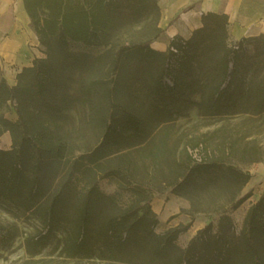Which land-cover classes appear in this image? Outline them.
I'll return each mask as SVG.
<instances>
[{"label": "trees", "instance_id": "16d2710c", "mask_svg": "<svg viewBox=\"0 0 264 264\" xmlns=\"http://www.w3.org/2000/svg\"><path fill=\"white\" fill-rule=\"evenodd\" d=\"M22 1L45 56L24 67L12 87L0 78V136L8 132L12 143L0 149V207L30 214L42 226L24 238L26 253L58 242L67 258L112 264H264V194L238 232L229 214L250 196L242 195L251 179L243 166L264 161V142L255 136L264 120V34L233 40L227 15L207 12L189 38L174 37L161 52L150 46L162 32L158 0ZM131 60L137 68L129 73ZM122 75L126 93H139L145 106L115 103ZM74 102L102 126L93 147L77 149L66 136L63 123ZM10 106L16 121L5 115ZM191 107L204 119L242 121L232 135L221 127L200 160L185 153L173 161L171 191L188 201L187 212L219 215L182 247L177 239L190 223L156 231L153 193L131 183L129 166L101 175L98 169ZM70 161L65 174L47 176L50 167ZM79 176L91 178L85 192L77 188ZM103 177H115L130 195L116 212L113 197L96 187ZM19 236L16 225L0 223V249Z\"/></svg>", "mask_w": 264, "mask_h": 264}, {"label": "rangeland", "instance_id": "374dc122", "mask_svg": "<svg viewBox=\"0 0 264 264\" xmlns=\"http://www.w3.org/2000/svg\"><path fill=\"white\" fill-rule=\"evenodd\" d=\"M136 68L137 62L135 60H131L127 64V72L129 73L136 70ZM125 76L128 75L121 76L120 92L115 103L133 108L145 106L146 102L139 93L134 96L126 93V87H124ZM165 81L171 83L168 77L165 78ZM112 85L110 83V87ZM137 85L138 83L135 84V86ZM72 92L74 94L75 86H73ZM5 115L12 121L18 119L12 106L8 108ZM240 121H242V118L204 119L199 115L196 108L185 109L180 115L176 116L175 120L160 124L142 146L128 151L121 160L109 165L103 163L98 169V174L101 175L117 165L124 166L125 169L126 166H129L132 173L131 183L144 184L145 189L153 193L154 199L161 198L163 200L160 215L156 214L158 218L156 231L161 232L174 225L190 223L188 230L181 233L177 239V243L184 247L190 239V233L196 227H201L208 222L215 226L218 223L219 215L196 214L192 216L187 212L188 209L180 207V202H184L186 199L175 195L171 191L174 188L173 185H170L175 173L173 161L185 153L191 155L192 158L200 160L206 154L204 148L208 146V141L212 138L217 139L218 136L223 134L219 132L221 127L225 128L224 134L232 135L234 133V124ZM63 124L66 136L72 143L71 146L77 149L82 150L83 148L93 147L101 138L102 126L96 121H89L86 109L79 102L73 103L72 109L67 112V118ZM256 124L258 127L256 128L257 133H255V136H257L259 142H264V120L260 118ZM240 127L245 132V124H240ZM11 144V142L7 144L1 141L0 149H10ZM209 144L213 145V143ZM75 152L77 153V151ZM71 162H62L55 167H50L47 171V176L51 178L55 174H65L66 171L71 169ZM130 163L132 165H128ZM243 168L250 172L251 179L242 189V195L250 193V196L237 209L229 211L237 232L242 226L244 215L250 204L256 201L259 195L264 194V161L254 162L243 166ZM123 174H125V170ZM90 180V177L82 179L79 176L78 190L87 191L90 188ZM120 186H124V183H120L115 177H103L96 182V187L102 194L113 197L112 211L114 210L115 212L123 208L130 200L129 193L122 190ZM149 205L152 208V200ZM170 205H172L174 210L178 206L179 210L163 215ZM0 223L16 225L20 234L9 249H0V264H112L97 260L67 258L61 253L62 244L58 242L52 243L35 256H29L23 245L24 238L42 229L38 220L30 214L14 216L0 207Z\"/></svg>", "mask_w": 264, "mask_h": 264}, {"label": "crops", "instance_id": "0c3cea01", "mask_svg": "<svg viewBox=\"0 0 264 264\" xmlns=\"http://www.w3.org/2000/svg\"><path fill=\"white\" fill-rule=\"evenodd\" d=\"M158 5V26L162 32L150 45L157 51H166L174 37L189 38L202 26V14L207 12L227 15L228 31L233 40L264 34V0H158ZM44 56L23 1L0 0V78L12 87L24 67L32 66L35 58ZM162 203L161 198L152 199V210L157 215H160ZM180 207L188 209V201H181ZM175 209L170 205L163 215L178 211L179 207ZM205 225L196 227L189 238Z\"/></svg>", "mask_w": 264, "mask_h": 264}, {"label": "bare ground", "instance_id": "6f19581e", "mask_svg": "<svg viewBox=\"0 0 264 264\" xmlns=\"http://www.w3.org/2000/svg\"><path fill=\"white\" fill-rule=\"evenodd\" d=\"M4 141L7 144H10L11 139H10V135L8 132H5L3 135L0 136V142Z\"/></svg>", "mask_w": 264, "mask_h": 264}]
</instances>
